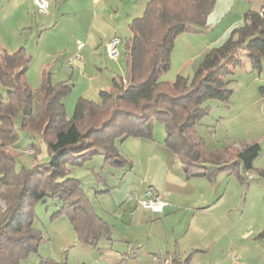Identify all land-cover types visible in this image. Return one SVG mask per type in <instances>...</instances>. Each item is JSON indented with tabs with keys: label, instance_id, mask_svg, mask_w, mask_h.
<instances>
[{
	"label": "trees",
	"instance_id": "16d2710c",
	"mask_svg": "<svg viewBox=\"0 0 264 264\" xmlns=\"http://www.w3.org/2000/svg\"><path fill=\"white\" fill-rule=\"evenodd\" d=\"M216 0H150L143 15L131 23L126 39L125 75L113 78L112 89H102L101 103L78 99L74 115L67 116L66 81H54L44 72L34 89L27 71L32 55L25 47L0 48V264H18L38 251L44 235L35 225L34 206L47 195L59 197L54 215L67 214L80 243L95 244L111 232V225L95 211L79 178L70 176V165H81L97 153L105 164H124L117 140L130 136L152 137L153 120L165 122V143L179 157L187 176L214 180L221 171L238 172L248 180L253 170L264 182V168L254 165L262 152L259 141L247 142L230 159L208 152L196 124L207 113L208 98L229 99L232 90L224 76L229 63L247 50L256 67L264 65V11L248 9L244 22L206 53L192 78L181 73L173 82L160 74L171 64L177 35L194 26L207 25ZM16 122L39 133L51 155L50 161L33 167L14 168ZM242 168L244 174H240ZM249 179H252L251 177ZM249 181V180H248ZM185 264H190L189 257Z\"/></svg>",
	"mask_w": 264,
	"mask_h": 264
},
{
	"label": "rangeland",
	"instance_id": "374dc122",
	"mask_svg": "<svg viewBox=\"0 0 264 264\" xmlns=\"http://www.w3.org/2000/svg\"><path fill=\"white\" fill-rule=\"evenodd\" d=\"M149 1L140 0L138 5H143V8L139 10V16L144 14ZM262 5L264 0H216L208 14L207 25L194 26L192 30L177 35L170 67L159 78L173 82L179 73L192 78L211 47L223 43L231 36L234 27L243 24L248 9L258 10ZM121 31V53L117 58H111L99 45L88 52L81 50L84 60H81L82 64L75 62L73 73L67 71L64 57L50 69L54 81H66L71 86L64 96L69 118L74 115L79 98L86 97L101 103L100 91L112 89L113 78L125 75L126 39L131 35L129 24L124 23ZM75 41L72 40V44ZM229 69L224 76L232 90L229 99L208 98L203 103L207 113L196 124L204 148L218 153L222 159H230L247 142L257 138L262 139L264 149V65L256 67L247 50H241L237 60L229 63ZM33 75L27 73L31 86L37 89L42 76ZM0 95L4 99L7 96V90L1 83ZM16 127L18 140L13 146L15 151L11 150L15 153L14 168L21 170L50 161L51 155L40 134L23 129L19 122H16ZM166 136L165 122L155 118L152 137L130 136L117 140L116 144L126 159L124 164H105L104 155L97 153L81 165L69 166L68 175L79 178L98 208L102 205L107 210L104 214L113 223V236L124 237L127 233L133 239L132 243L143 242L138 257H126L110 248L95 249L93 255L91 245L77 243L69 216L54 215L61 206V199L47 195L45 199L36 201L34 206L35 225L42 231L44 239L38 251H32L18 264H151L152 258L158 257L153 255L151 248L160 247L161 253L165 254L166 247L175 245L182 249L188 239L206 248L204 252H194L196 264H240L242 248L255 247V228L264 225L263 181L250 170L247 174L249 178L252 175V179L248 178L249 181L243 180L238 172L221 171L214 180L192 177L186 186L170 184L166 182L167 169L182 161L166 145ZM137 137L140 139H135ZM261 156L256 160V166L264 163V151ZM239 171L240 174L245 173L242 168ZM149 185L155 189H158L157 185L167 189L169 198L183 207L180 212L172 213L167 221H158L159 218L149 215L148 210L153 209L142 204L147 199L142 192ZM210 198L214 202L207 208L184 207L201 201L205 203ZM184 201L192 203L184 204ZM0 203L5 206V201ZM128 224L132 226L128 228ZM174 229L179 238L173 241ZM151 231L154 235L149 241ZM155 236L157 240H154ZM100 245H106V240H101Z\"/></svg>",
	"mask_w": 264,
	"mask_h": 264
},
{
	"label": "crops",
	"instance_id": "0c3cea01",
	"mask_svg": "<svg viewBox=\"0 0 264 264\" xmlns=\"http://www.w3.org/2000/svg\"><path fill=\"white\" fill-rule=\"evenodd\" d=\"M48 1V12L40 13L38 12L36 0H0V48H6L12 52L20 47H25L32 55V60L29 64L27 73L30 72L31 74H39L41 76H43L44 72L50 71L53 65L63 57L67 63V71L73 73L75 62L77 64H82L81 60H84V56L83 58H77L78 41L84 42V47L81 49L83 51L88 52L90 48L92 49L99 45L103 46L106 51L107 43L114 35H119L121 37L120 32H122L121 29L124 23L129 24V32L132 33L130 20L138 17L140 14L139 10H141V7L143 8V5L139 6L140 0ZM262 7H264V5L258 10L262 9ZM67 29H70V32H66ZM67 34L68 37L66 36ZM72 40L77 41L72 44ZM135 139L140 138L137 137ZM254 141H259L261 143L262 139L257 138ZM263 151L264 149L262 145V152L259 155L260 157H262L261 155ZM258 157L255 159L254 165ZM175 164L176 165L173 168L167 169L166 172V182L169 181L170 184L186 186L190 178L204 177L187 176L183 163ZM256 167L264 168V163L259 164ZM262 183L264 189V182ZM157 186L158 189H155L152 185H149V187L142 193L145 198L155 195L164 202L163 209L148 210V214L159 218L158 221H167V218L173 215L172 213L180 212L183 207H181L180 203L176 200L174 201L169 198L168 192L166 191L167 189L161 188L159 185ZM87 194L98 215L113 226L109 217L105 215V212H107L105 207L99 205L98 208L88 191ZM213 200L214 199L210 198L206 200L205 203H202V201L200 203L184 201L183 203L193 204L185 205L184 207L200 209L209 207L214 202ZM127 226L129 228L132 225L128 224ZM152 226L153 225H151V229L153 228ZM113 227L109 235L101 237L95 242V244L88 243L94 249V252L92 251L91 253L94 255L95 249L102 250L104 248H110L118 254L121 252V254L126 257H138L141 250L140 246L143 245V242L139 241L140 243H132L133 239H131V236L129 237L127 233H125L124 237L119 236L115 238V236H113ZM153 233L154 232L151 231L148 236L149 241L151 240V237L153 238ZM157 236H155L154 240H157ZM245 236L246 235L243 237ZM76 237L77 243H80L78 241L77 233ZM253 237L256 241V245L255 247L242 246L245 248H242V261L240 264H254L255 260L256 264H264V225H257ZM178 238L179 233L174 229L172 240L174 241V239ZM103 239L106 240V245L104 246L100 245V241ZM135 239H137V237ZM120 245L127 246V249ZM166 248L167 250L164 251L165 254H163V252L161 253L162 249L160 247L159 249H150L153 255H158V257L154 256L152 258L151 264H185V260L188 257L190 264H196V254L194 252H204L206 249L204 245H197V242L193 239H188L182 249H178L175 245ZM102 256L103 254L100 255V259ZM235 258L237 259V257Z\"/></svg>",
	"mask_w": 264,
	"mask_h": 264
},
{
	"label": "built area",
	"instance_id": "2783aa9c",
	"mask_svg": "<svg viewBox=\"0 0 264 264\" xmlns=\"http://www.w3.org/2000/svg\"><path fill=\"white\" fill-rule=\"evenodd\" d=\"M38 5V12L47 13L49 10V1L48 0H36ZM264 11V7L261 9ZM122 42V38L119 35H114L107 43V54L111 58H117L120 55V44ZM84 47V42L78 41L77 43V58H83V54L81 49ZM251 177V175H250ZM144 206L151 207L153 210H161L164 207V202L155 195L148 197L147 199L142 201Z\"/></svg>",
	"mask_w": 264,
	"mask_h": 264
}]
</instances>
